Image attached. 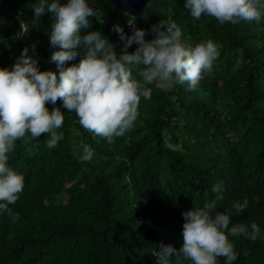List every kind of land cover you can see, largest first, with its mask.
<instances>
[{"label":"trees","instance_id":"16d2710c","mask_svg":"<svg viewBox=\"0 0 264 264\" xmlns=\"http://www.w3.org/2000/svg\"><path fill=\"white\" fill-rule=\"evenodd\" d=\"M36 3L0 0V67L10 68L27 47L40 71L58 76L51 62L57 50L50 43L53 19L45 14L32 27ZM88 3L96 16L81 35L99 31L119 53L123 42L109 26L118 23L130 35L125 12L111 0ZM184 5L152 0L135 16L136 26L150 40L151 26L168 19L190 46L213 41L219 57L212 72L193 91L187 83L171 91L150 85L151 99H141L134 127L111 142L83 129L62 101L48 103L49 111H64L57 130L62 138L53 148L46 134L18 140L9 153L8 165L24 176V189L9 205L18 219L0 214V264H158L153 250L181 247L183 212L215 200L217 184V210L230 213L232 224L255 222L261 230L256 241L229 237L237 252L233 264H264V17L220 24L193 18ZM83 55L81 48L65 66ZM81 143L92 150L90 161L74 152ZM245 199L247 209L236 214L233 203ZM218 264H225L223 257Z\"/></svg>","mask_w":264,"mask_h":264},{"label":"clouds","instance_id":"9594fccd","mask_svg":"<svg viewBox=\"0 0 264 264\" xmlns=\"http://www.w3.org/2000/svg\"><path fill=\"white\" fill-rule=\"evenodd\" d=\"M184 6L193 18L204 15L220 24L259 22L264 17V0H185ZM32 9V27L38 26L45 14L52 16L50 43L57 50L51 62L59 75L40 71L27 47L10 68L0 67V214L7 213L14 220L18 215L9 205L15 204L23 192L24 176L8 165L9 153L16 141L27 143L42 134L50 137L48 148L57 145L62 138L57 130L63 126L64 111L59 107L49 111L48 103L62 101L68 112L76 114L83 129L111 142L134 127L141 99H151L150 85L171 91L177 84L187 83L190 91L196 90L219 57L218 46L211 40L195 46L185 43L181 28L173 20L161 19L153 24L150 31L154 38L147 40L146 31L136 26L137 18L125 13L131 34H126L122 25H113L112 31L123 42L117 53L114 44L99 31L81 35L83 29L91 27L90 17L96 16L88 0H38ZM134 43L135 51L129 52ZM81 48L84 55L79 63L66 67ZM134 68L139 69V79L133 76ZM73 150L82 162L92 158L86 144H74ZM212 190L217 193L215 200L183 212L181 247L161 245L159 251L153 250L158 264H218L221 257L225 264H233L237 252L230 236L251 241L260 238L261 230L255 222L232 224L230 213L218 211L221 185H214ZM247 207V199L232 205L238 215Z\"/></svg>","mask_w":264,"mask_h":264},{"label":"water","instance_id":"95a60500","mask_svg":"<svg viewBox=\"0 0 264 264\" xmlns=\"http://www.w3.org/2000/svg\"><path fill=\"white\" fill-rule=\"evenodd\" d=\"M114 6L118 7L125 13H129L133 16L140 15L145 6L152 0H111ZM185 1V0H183Z\"/></svg>","mask_w":264,"mask_h":264},{"label":"rangeland","instance_id":"374dc122","mask_svg":"<svg viewBox=\"0 0 264 264\" xmlns=\"http://www.w3.org/2000/svg\"><path fill=\"white\" fill-rule=\"evenodd\" d=\"M156 86V88L158 89V90H161V91H164L161 87H159L158 85H155ZM47 196V193H44L43 194V197L45 198Z\"/></svg>","mask_w":264,"mask_h":264},{"label":"built area","instance_id":"2783aa9c","mask_svg":"<svg viewBox=\"0 0 264 264\" xmlns=\"http://www.w3.org/2000/svg\"><path fill=\"white\" fill-rule=\"evenodd\" d=\"M115 24H117V23L111 24V25L109 26V29H111V30H112V28H113V25H115ZM126 25L128 26V24H127V21H126Z\"/></svg>","mask_w":264,"mask_h":264}]
</instances>
